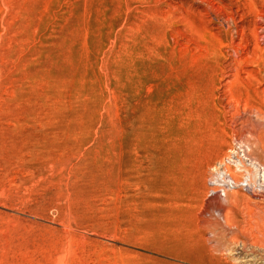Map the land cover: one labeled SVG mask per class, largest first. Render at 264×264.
I'll return each mask as SVG.
<instances>
[{"label":"rangeland","instance_id":"obj_1","mask_svg":"<svg viewBox=\"0 0 264 264\" xmlns=\"http://www.w3.org/2000/svg\"><path fill=\"white\" fill-rule=\"evenodd\" d=\"M242 145L264 0H0V264H264Z\"/></svg>","mask_w":264,"mask_h":264},{"label":"bare ground","instance_id":"obj_2","mask_svg":"<svg viewBox=\"0 0 264 264\" xmlns=\"http://www.w3.org/2000/svg\"><path fill=\"white\" fill-rule=\"evenodd\" d=\"M243 146H245V145L240 146V148ZM240 148H239V151H240ZM249 148H248V146L246 149L243 148L244 153L242 155H240V153L237 150H236L237 152L235 150L234 151L230 150L231 155L225 159V161H226L225 164L221 163L220 170H217V169L215 170L216 175L212 181V186L220 185V186H222V188H225V189L221 190L224 195L223 196L220 195L219 197H217V199H219V198L221 199L220 201H223V200L227 201L228 194L226 192V189H228L230 191H239L240 189H247V190H252L255 193H258L257 191L260 190L261 188H263L264 184L262 186V183H264V167L257 160L255 161L253 159V157L251 158L250 153H249V151H251V150H249ZM233 149H235V148H233ZM241 151H242V148H241ZM231 165L235 166V168H236L235 171L238 170L240 172H245V175H243V173H242V175L244 176L243 180H240L236 177V174H234V172H233L234 170L231 167ZM224 168H226L227 171H221ZM262 190L264 192V189H262ZM210 192L216 193L217 189L216 190L213 189ZM210 192H209V194H210ZM248 192H250V191H248ZM218 194H220V193H218ZM258 194H255V195L257 196Z\"/></svg>","mask_w":264,"mask_h":264}]
</instances>
